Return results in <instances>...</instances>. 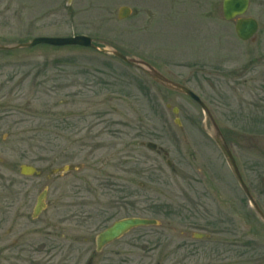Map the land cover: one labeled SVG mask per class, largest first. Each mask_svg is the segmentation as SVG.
<instances>
[{"label":"rangeland","instance_id":"1","mask_svg":"<svg viewBox=\"0 0 264 264\" xmlns=\"http://www.w3.org/2000/svg\"><path fill=\"white\" fill-rule=\"evenodd\" d=\"M222 2L0 0V46L88 35L185 83L211 110L208 116L194 98L109 52L47 44L0 49V156L7 168L43 171L27 179L36 186L21 201L27 212L42 181L51 204L18 241V187L1 186L0 264H87L97 234L130 216L159 225L131 230L94 264H264L256 208L264 212V38L262 57L258 44L237 37L233 22L224 34ZM260 2L251 0L247 14L264 31ZM137 4L148 22L134 33L136 16L120 20L118 10ZM199 14L212 23L208 30ZM217 129L243 184L217 144ZM64 166L72 168L52 173ZM196 232L209 238H194Z\"/></svg>","mask_w":264,"mask_h":264},{"label":"water","instance_id":"2","mask_svg":"<svg viewBox=\"0 0 264 264\" xmlns=\"http://www.w3.org/2000/svg\"><path fill=\"white\" fill-rule=\"evenodd\" d=\"M248 7V0H224L223 3V10L224 15L227 19H232L237 15L243 14ZM130 14V9L128 7H122L119 11V18L123 19L126 18ZM257 22L254 19H241L238 21L236 29L237 34L240 38L246 40L249 39L257 30ZM38 44H50L54 46H65V45H82V46H90L94 48H98L93 44V41L90 37L85 35L80 36H73V37H36L32 41L27 43H21L16 46H0V49H14V48H20V47H31ZM114 55L123 60L124 62L131 64V65H138L144 68V70L156 81L159 83L173 89L176 91H179L181 93L187 94L189 96H192L194 99H196L203 108L206 109L205 105L199 100L196 95L190 91L187 87L183 86L182 84H179L177 82H174L167 77H165L163 74H161L158 70H156L154 67H152L150 64L143 60L129 58L125 56L124 54L113 51ZM170 106V105H169ZM174 112H178L177 108H173ZM179 120L176 119L175 122L177 123ZM217 133L219 135V138L221 137L220 131L217 129ZM219 145L225 150L226 154L228 155L230 162L236 172V175L242 182V178L240 176V173L236 167V164L234 162V159L230 152L228 151L227 146L225 145L224 141L219 140ZM146 146L151 150L157 149V144L153 142H148ZM169 166L172 165L171 161H168ZM71 169L70 166H64L62 168H58L54 170L53 172H66ZM22 170L25 174H31L33 172H36L35 169H32L27 166H23ZM243 184V182H242ZM248 196L251 197L250 192L246 187H244ZM46 197V192H42L38 199L37 203L35 205L34 209V217L38 216L43 208L44 205V199ZM256 204V203H255ZM257 212L264 220V213L257 207ZM151 225H158V221L156 219H149V218H141V217H128L123 218L120 220L115 221L111 226L103 230L97 235L96 243H97V249L101 250L106 244L114 241L115 239L120 238L123 234L128 232L129 230L140 227V226H151ZM204 234H195V237L202 238L204 237Z\"/></svg>","mask_w":264,"mask_h":264},{"label":"flooded vegetation","instance_id":"3","mask_svg":"<svg viewBox=\"0 0 264 264\" xmlns=\"http://www.w3.org/2000/svg\"><path fill=\"white\" fill-rule=\"evenodd\" d=\"M250 3H251V0H249V7H250ZM137 6H139V9H137V8L135 9V8H131L130 7L131 10H132L131 16L132 15L133 16H136L135 17L136 19H134L135 20L134 21V30H133L134 33H137L138 32V26L136 24H139L141 22H145V23L148 22V20L143 19V15H141V14H143V12H140V10H143L144 7L142 5H140V4H137ZM203 6L204 5H202V7ZM210 6L213 8V4H210ZM263 6H264V2H260V7H263ZM248 10H249V8H248ZM248 10H247V12H248ZM199 11H195V12H199ZM209 11L212 12V9H209ZM247 12L243 15L244 18H254L258 22V30H257L256 34L249 41L252 42V43H256V44L259 45L257 47H258V50H259L260 55L262 56L263 55L262 54L263 53V51H262V40L264 38L263 24H262L261 20L258 17L252 16V15H248ZM139 16H140V18H137ZM199 16L202 17V21H201L200 27H205V28H207L206 30H208L209 29L208 26H210L208 23H211V22H207L208 19H205V15L199 14ZM207 16H209V15H207ZM238 19H239V17H237V18H235L233 20H227L229 22V25L225 27L224 34L226 32H228V33L230 32L229 31V28H230V24L232 22L234 24V27H236V23H237ZM94 41L97 44L99 43L97 40H94ZM192 74H196V73H192ZM183 84H185V83H183ZM202 85L203 84L201 83V86ZM222 135H223V138L225 139L227 145L229 146V148H231L230 145H229V143H228V141H227L226 136L224 135V133H222ZM3 166H5L6 168L5 169H2ZM21 166H22V164L19 165L15 170L13 168H11V169L10 168H7V166L5 165V162L3 161V158L0 156V188H1V186H4L5 184L7 185V183L8 184H11V183L12 184H16L17 187H18V191H17V195L18 196L16 195V197H17V203H18V213H17L18 241L20 239L22 240V238L26 235V233L27 234L29 233L28 232L29 228L25 232L23 230V228L26 226V224L29 226V225L35 224V222L39 221L40 220V217L50 208V205H51L50 202H49V197H48V194H49V185L46 184V183H44V181H42V183H40L41 184L40 186H42L41 192L43 190H46L47 191L46 199L44 201L45 202V208H44V210L42 211V213L38 217L34 218L33 217V212H34V207H35V204H36V201H35V203L33 205V208H32V212H27L28 207L22 205V202L21 201L24 200V202H28V199L32 196V193L36 189V186L34 184L33 185L26 184V182L28 181L27 179H29V178H31L33 176L23 174L22 173ZM37 170H38V172L34 176H39V177L43 176V171H41L39 168H37ZM49 179H50V175L45 178L46 182ZM46 186H48V187L46 188ZM41 192H39V194ZM5 199H6L5 196L0 195V208L3 207V205L5 204V202H6ZM1 204H3V205H1ZM261 223L264 225V222L261 221ZM49 224L52 225L51 228L53 229V224L52 223H48L47 227L48 228L50 227ZM128 234H129V232L126 233L125 235H123L120 239H122L123 237L127 236ZM206 238H209V234H207V237ZM116 241H114L113 243H115ZM113 243H111V244H113ZM19 244H20V242L18 243V246H19ZM111 244L107 245L106 247H104L99 252H97L95 250V255L96 256L94 257V255H93V257H90L89 258V260H88L89 261V264H94L95 258H97L99 260L105 254V249L108 246H110ZM95 246H96V244H95ZM24 251L30 252L31 251V248L29 247L28 250H24ZM32 254L33 253L31 252V255ZM116 254H118V253H116ZM118 255H123V253L118 254ZM0 256H3V252H0ZM3 257H5V256H3ZM26 258H28V259H26L25 262L26 263H31L30 261H28V260H30L29 259L30 256H27ZM258 259L259 258H257L256 260H258ZM18 260L22 262V260H23L22 253H20V255L18 256ZM31 260H33V259H31ZM262 261H264V258L260 259L259 260V263H261ZM157 264H161V262L158 261Z\"/></svg>","mask_w":264,"mask_h":264},{"label":"bare ground","instance_id":"4","mask_svg":"<svg viewBox=\"0 0 264 264\" xmlns=\"http://www.w3.org/2000/svg\"><path fill=\"white\" fill-rule=\"evenodd\" d=\"M93 50H98L97 48H92Z\"/></svg>","mask_w":264,"mask_h":264}]
</instances>
